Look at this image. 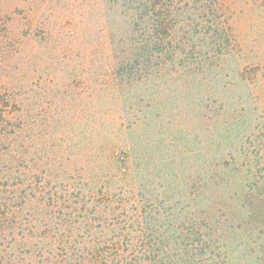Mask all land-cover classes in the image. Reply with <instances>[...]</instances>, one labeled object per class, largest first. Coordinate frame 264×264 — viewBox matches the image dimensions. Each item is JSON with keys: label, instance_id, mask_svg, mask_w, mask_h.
I'll return each mask as SVG.
<instances>
[{"label": "trees", "instance_id": "obj_1", "mask_svg": "<svg viewBox=\"0 0 264 264\" xmlns=\"http://www.w3.org/2000/svg\"><path fill=\"white\" fill-rule=\"evenodd\" d=\"M0 69V264H264V0H0ZM36 92L65 116L23 146ZM155 93L205 127L195 174Z\"/></svg>", "mask_w": 264, "mask_h": 264}, {"label": "rangeland", "instance_id": "obj_2", "mask_svg": "<svg viewBox=\"0 0 264 264\" xmlns=\"http://www.w3.org/2000/svg\"><path fill=\"white\" fill-rule=\"evenodd\" d=\"M2 70L0 69V83L1 79L3 76ZM47 73H50L51 76L54 78L51 79V83L47 84L48 89H57L61 83V69L59 68V65L56 67H49V69H46ZM0 87L2 85L0 84ZM80 90V88H79ZM155 91H158L157 89H154ZM152 91V90H151ZM52 95V93H51ZM39 96V92H36L35 95L33 96V104L29 103V114H30V137L31 140H25L23 143V146H26L29 142L32 144L34 147L38 142V134L43 131V133H49L51 132L52 128L54 126H57V122L59 118H62L66 111L61 105H58V107L52 105L53 107L49 113L43 114L45 111L40 114V107H38L35 103L36 98ZM47 96V95H45ZM50 97V96H48ZM51 98V97H50ZM151 104H152V114L147 116L146 119H143L140 123H142L144 126H146V123H150L153 127L157 126V132H156V137L158 141L160 142V149L163 152H165L168 148L167 144L168 143V136L170 133H175L178 143H177V148L182 152L180 153V158H182V164L181 168L183 171V175L187 176L189 173H196V170L203 169V163H202V158H199L197 156V151H193V148L199 146L198 143L195 142V139H198L199 141H203L205 139V127L204 125H200L199 123L195 126V119H193L189 114L185 119H181V124L184 125H177V122L179 123L178 118L180 116L169 114L168 109H164L163 107H160V98L157 96V93L150 98ZM73 103V108H72V113L78 116V121L76 124V130L78 132H81V134H88L89 138L91 139L94 134L93 126H94V121L95 117L97 115V97L92 91V88L89 90L87 96L83 94H79L78 98H76ZM50 108V107H49ZM97 108V109H96ZM49 109H47L48 111ZM161 113V114H159ZM179 114V113H178ZM159 115V116H158ZM54 120V121H53ZM149 120V122H145ZM164 121V123H163ZM167 121H171L170 124L167 123ZM199 122H203L198 119ZM143 126V127H144ZM180 129L177 130L176 129ZM143 129V128H142ZM142 131V130H141ZM144 131V130H143ZM179 135V136H178ZM198 135V136H197ZM181 137V138H180ZM88 138V140H89ZM204 138V139H203ZM189 143V145H188ZM189 147V150L186 148V146ZM183 156V157H182ZM177 159V161L179 160ZM2 219V215L0 214V222ZM1 224V223H0ZM2 233V230L0 229V235ZM4 236V234H3ZM1 237H0V242H1Z\"/></svg>", "mask_w": 264, "mask_h": 264}]
</instances>
